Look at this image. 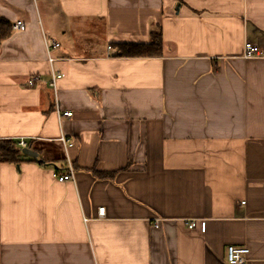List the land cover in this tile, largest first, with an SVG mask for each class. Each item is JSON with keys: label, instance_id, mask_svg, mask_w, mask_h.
<instances>
[{"label": "crops", "instance_id": "1", "mask_svg": "<svg viewBox=\"0 0 264 264\" xmlns=\"http://www.w3.org/2000/svg\"><path fill=\"white\" fill-rule=\"evenodd\" d=\"M0 16L26 23L0 44V136L39 155L0 162V264H227L230 245L264 264V59L242 57L264 51V0H0ZM157 28L160 58L108 50Z\"/></svg>", "mask_w": 264, "mask_h": 264}, {"label": "built area", "instance_id": "2", "mask_svg": "<svg viewBox=\"0 0 264 264\" xmlns=\"http://www.w3.org/2000/svg\"><path fill=\"white\" fill-rule=\"evenodd\" d=\"M26 29V23L21 21L20 19H17L13 21L12 23V31H23ZM46 44V53H47V58L48 62L50 65H52L57 59L54 58L53 52L57 50L60 47V44L57 42H48L47 40L45 41ZM108 50H111V47H108ZM242 57L244 59H264V51H262L258 46L246 42L244 43L243 46V52H242ZM64 77L63 73H57L53 69L51 70V81H50V86L56 90V83L57 80H60ZM30 84H33V80L30 81ZM56 113L58 115V118H71L73 116L72 112H63L60 111L58 108L56 110ZM11 141L16 143L17 147L22 149L28 148V140L24 138L20 139H5L0 136V141ZM64 143L66 142L64 138H62ZM58 182L60 183H65V182H74V171L72 167H69V170L66 174H58L54 173L53 175ZM244 203V202H243ZM105 209L100 208L98 210V215L100 218L104 217ZM194 223H192L189 228L192 229L194 227ZM249 253L250 250L246 246H237V245H230L227 247L226 251V261L227 264H248L249 263Z\"/></svg>", "mask_w": 264, "mask_h": 264}, {"label": "trees", "instance_id": "3", "mask_svg": "<svg viewBox=\"0 0 264 264\" xmlns=\"http://www.w3.org/2000/svg\"><path fill=\"white\" fill-rule=\"evenodd\" d=\"M11 35L12 23L0 16V44ZM163 44L161 28H157L151 31L150 40L147 43H113L111 48L117 51L118 58H160L163 56ZM28 160L35 161L23 155L16 143L0 141V162L18 164ZM97 176L106 177L108 174L97 173Z\"/></svg>", "mask_w": 264, "mask_h": 264}, {"label": "water", "instance_id": "4", "mask_svg": "<svg viewBox=\"0 0 264 264\" xmlns=\"http://www.w3.org/2000/svg\"><path fill=\"white\" fill-rule=\"evenodd\" d=\"M179 9V7H177V10ZM22 154L27 156V157H30L34 160H37L38 161V153L35 152L34 150L30 149V148H25V149H22Z\"/></svg>", "mask_w": 264, "mask_h": 264}]
</instances>
